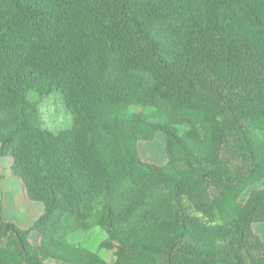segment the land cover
<instances>
[{
	"label": "trees",
	"instance_id": "16d2710c",
	"mask_svg": "<svg viewBox=\"0 0 264 264\" xmlns=\"http://www.w3.org/2000/svg\"><path fill=\"white\" fill-rule=\"evenodd\" d=\"M2 181L0 264H264V0H0Z\"/></svg>",
	"mask_w": 264,
	"mask_h": 264
},
{
	"label": "rangeland",
	"instance_id": "374dc122",
	"mask_svg": "<svg viewBox=\"0 0 264 264\" xmlns=\"http://www.w3.org/2000/svg\"><path fill=\"white\" fill-rule=\"evenodd\" d=\"M29 99L38 106L37 121L54 133L72 130L73 122L66 111L64 98L61 94H53L46 98H40L34 93H30ZM0 192V209L3 211L4 219L23 228H30L35 219L41 214L39 205L26 201L11 182L2 181ZM255 231L264 238V224L255 226ZM36 234L32 239L36 241ZM102 237L100 235H83L79 241L86 247L98 252L105 260L112 262L113 253L109 250L99 248Z\"/></svg>",
	"mask_w": 264,
	"mask_h": 264
}]
</instances>
